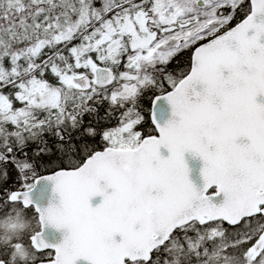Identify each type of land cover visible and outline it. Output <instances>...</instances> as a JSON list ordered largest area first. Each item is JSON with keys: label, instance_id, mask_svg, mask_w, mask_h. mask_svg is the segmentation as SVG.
<instances>
[{"label": "snow or ice", "instance_id": "1", "mask_svg": "<svg viewBox=\"0 0 264 264\" xmlns=\"http://www.w3.org/2000/svg\"><path fill=\"white\" fill-rule=\"evenodd\" d=\"M258 94L264 0H0V264H264Z\"/></svg>", "mask_w": 264, "mask_h": 264}, {"label": "water", "instance_id": "2", "mask_svg": "<svg viewBox=\"0 0 264 264\" xmlns=\"http://www.w3.org/2000/svg\"><path fill=\"white\" fill-rule=\"evenodd\" d=\"M256 99L258 103H264V95L258 94ZM155 113H156L157 120L161 124H163L166 120L171 118L170 105H168L167 102L163 99L157 101L156 106H155ZM160 151L162 155L164 156L168 155L166 148L161 147ZM184 160L189 169V172H188L189 180L193 183V185L197 189L201 188L203 185V177L201 175L200 169L203 166V161L201 160L199 156H194L190 152L184 153ZM213 187L215 188V186L213 185L207 190V194L209 195L211 194V193H208V191ZM31 196L37 203L43 206H47L50 201L52 203L58 202V194L53 193V182L47 179H39L36 182L35 188L33 189ZM100 199L101 197L97 195L95 197H92L90 202L94 206L96 203L100 201ZM222 199H223L222 193L216 196H211V200L213 203L219 204L220 202H222ZM65 233H66V230L57 229L52 226H45L43 230L44 238L49 243H52V244L59 243L63 239V236L65 235ZM75 264H90V262L84 260L83 258H80L75 262Z\"/></svg>", "mask_w": 264, "mask_h": 264}, {"label": "clouds", "instance_id": "3", "mask_svg": "<svg viewBox=\"0 0 264 264\" xmlns=\"http://www.w3.org/2000/svg\"><path fill=\"white\" fill-rule=\"evenodd\" d=\"M7 218H5L4 220H0V229L3 230V233H9V234H13V230L10 228H4L3 226L7 223ZM13 222H16L18 224H24L26 225V221H24L22 218L19 221H15L13 220Z\"/></svg>", "mask_w": 264, "mask_h": 264}, {"label": "trees", "instance_id": "4", "mask_svg": "<svg viewBox=\"0 0 264 264\" xmlns=\"http://www.w3.org/2000/svg\"><path fill=\"white\" fill-rule=\"evenodd\" d=\"M51 77V76H50ZM52 78V77H51ZM148 99V97H145V100H147ZM103 112V108H101V113ZM88 119V117L87 116H85V120H87ZM113 123H115V121H113ZM103 126V125H102ZM97 139H99V137H97ZM34 146V145H33ZM47 158H45V160H46ZM3 166L2 165H0V168H2ZM9 167V170H11V166L9 165L8 166ZM41 174H44V173H40L39 175H41ZM46 174V173H45ZM15 175V173H13V176ZM6 186V185H5ZM28 211H30L31 212V210H28Z\"/></svg>", "mask_w": 264, "mask_h": 264}, {"label": "rangeland", "instance_id": "5", "mask_svg": "<svg viewBox=\"0 0 264 264\" xmlns=\"http://www.w3.org/2000/svg\"><path fill=\"white\" fill-rule=\"evenodd\" d=\"M49 79L51 80L52 78L49 76ZM29 213H30V211H29Z\"/></svg>", "mask_w": 264, "mask_h": 264}]
</instances>
